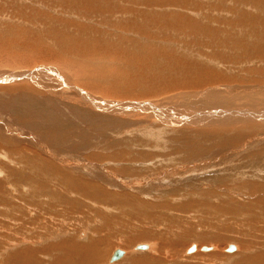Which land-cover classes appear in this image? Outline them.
Segmentation results:
<instances>
[{
    "label": "rangeland",
    "instance_id": "1",
    "mask_svg": "<svg viewBox=\"0 0 264 264\" xmlns=\"http://www.w3.org/2000/svg\"><path fill=\"white\" fill-rule=\"evenodd\" d=\"M0 63V264H264V0H0Z\"/></svg>",
    "mask_w": 264,
    "mask_h": 264
},
{
    "label": "bare ground",
    "instance_id": "2",
    "mask_svg": "<svg viewBox=\"0 0 264 264\" xmlns=\"http://www.w3.org/2000/svg\"><path fill=\"white\" fill-rule=\"evenodd\" d=\"M172 9V8H171ZM229 15V14H228ZM6 17V16H5ZM2 19V18H1ZM226 27V26H225ZM179 34V33H178ZM177 36V35H176ZM121 37V36H120ZM6 61V60H5ZM1 63H3V62H1ZM0 63V64H1ZM12 63V62H11ZM261 63V62H260ZM4 64V63H3ZM3 64H2V66H3ZM8 65V64H7ZM14 66V65H13ZM12 67V66H11ZM46 69V68H45ZM46 71H47V69H46ZM34 73V72H33ZM34 74H36V73H34ZM31 75V74H30ZM18 77V76H17ZM47 77V76H46ZM63 77V76H62ZM32 79V78H31ZM47 79H48V77H47ZM62 80H63V78H61ZM187 80V79H186ZM224 80V79H223ZM34 81H35V79H34ZM39 81V80H38ZM47 81V80H46ZM42 82V81H41ZM48 82V81H47ZM56 83H57V81H56ZM45 84H47V83H45ZM62 86H64V85H62ZM66 86H68V85H66ZM70 86V85H69ZM199 86V85H198ZM46 87H47V85H46ZM61 87V86H60ZM181 87V86H180ZM111 89V88H110ZM117 89V88H116ZM107 94H109V95H111V93H107ZM204 94V93H203ZM80 95V94H79ZM117 95V94H116ZM199 96H200V94H199ZM113 97V96H112ZM109 98V97H108ZM111 98V97H110ZM92 99V98H91ZM92 101V100H91ZM258 103V102H257ZM97 104H99L100 106H102L103 107V105H106V103H103V102H101V101H97ZM122 105H123V103H122ZM127 105V104H126ZM117 106V105H116ZM115 106V107H116ZM120 106V105H119ZM128 106V105H127ZM105 108L106 109H108V110H110V109H113L114 108V106L113 105H110V104H108V105H106L105 106ZM117 108V107H116ZM118 109V108H117ZM115 110V109H114ZM120 111V110H119ZM248 111V110H247ZM180 112V111H179ZM178 112V113H179ZM193 112V111H192ZM180 114V113H179ZM210 114V113H209ZM225 114V113H224ZM219 115V114H218ZM211 116H213V115H211ZM161 117H162V115H161ZM189 117V116H188ZM216 117H217V115H216ZM184 118V117H183ZM194 118V117H193ZM214 118H215V116H214ZM1 119V118H0ZM162 120V119H161ZM174 120V119H173ZM192 120V119H191ZM199 120V119H198ZM219 120V119H218ZM176 121V120H175ZM194 120H192V122H193ZM201 121V120H200ZM199 121V122H200ZM217 121V120H216ZM173 122V121H172ZM207 122V121H206ZM174 123V122H173ZM185 123V122H184ZM189 123V122H188ZM180 124V123H179ZM186 124V123H185ZM145 133V132H144ZM131 134V133H130ZM256 140V139H255ZM263 141V140H262ZM52 151V150H51ZM50 152V151H49ZM58 154V153H57ZM153 160V159H152ZM17 172V171H16ZM150 176V175H149ZM11 179V178H10ZM30 179V178H29ZM146 179V178H145ZM16 180V179H15ZM174 182V181H173ZM1 183V182H0ZM139 184V183H138ZM134 187V186H133ZM27 189V188H26ZM138 192V191H137ZM139 192H141V191H139ZM138 192V193H139ZM150 192V191H149ZM159 193V192H158ZM166 194V193H165ZM1 195V194H0ZM149 195V194H148ZM22 196V195H21ZM27 197V196H26ZM169 198V197H168ZM175 200V199H174ZM76 202V201H75ZM7 203V202H6ZM6 206V205H5ZM17 209V208H16ZM32 216V215H31ZM5 218V217H4ZM87 218V217H86ZM62 219V218H61ZM46 221V220H45ZM12 223V222H11ZM43 224V223H42ZM93 233V232H92ZM85 235V234H84ZM39 240V239H38ZM25 243V242H24ZM95 244V243H94ZM97 244V243H96ZM81 245V244H80ZM78 246L77 248H76V250L78 251V253H84L85 254V257H83V256H81L83 259H85L86 261H89V263L90 264H101L103 261H105L106 260V256L105 255H100V254H98V252H99V249H98V246H95V247H91L90 245L89 246H84V247H81V246ZM99 245V244H98ZM149 245V244H148ZM93 246V245H92ZM235 246V247H234ZM234 246H231L230 248H229V250L232 252V251H234L235 250V248L238 250V246H236V245H234ZM52 248H55V247H52ZM204 248V247H203ZM241 248V247H240ZM56 249H58L59 251H63L64 250V246H63V244L61 243V244H58V245H56ZM149 249H151V248H149L148 246H143V245H141V246H139V247H136L135 248V252L136 253H139V252H146V251H148ZM205 249H207V247L206 248H204V250ZM211 249V248H210ZM47 250H50V248H46V249H44L43 251H47ZM141 250V251H140ZM203 250V251H204ZM208 250V249H207ZM248 250V249H247ZM197 251V248L196 247H194V249H193V252H196ZM242 251V250H241ZM20 252H23V253H18L17 252V254H15L16 256H22V257H19L20 259H22L23 258V260H21V263L20 264H32L31 262H33L32 260L34 259V257L32 258V256H34L32 253H31V251L29 250V249H26L25 248V250L23 249V250H20ZM123 252V255H122V257H124L125 255H126V251H122ZM134 252V253H135ZM37 253V252H36ZM113 253H115V252H113ZM188 253L190 254V252L188 251ZM192 253V252H191ZM204 253V252H203ZM234 253V252H233ZM236 253V252H235ZM127 254H130L129 252L127 253ZM16 256H14L15 257V260H16ZM25 256V257H24ZM113 256V255H112ZM35 257H36V254H35ZM61 257V256H60ZM121 257V258H122ZM126 257V256H125ZM59 258V257H58ZM57 258V259H58ZM81 258V259H82ZM119 259L118 261H120V260H122V259ZM27 259H29V260H27ZM89 259V260H88ZM15 260H13L14 262H20V261H18V259L15 261ZM60 260L61 259H59V262H60ZM38 261H40V260H38ZM118 261H115V262H117L118 263ZM63 262V261H62ZM110 264H114L115 262H111V258H110ZM40 262H38L37 264H39ZM83 263V262H82ZM116 263V264H117ZM34 264H35V261H34ZM61 264V263H60ZM84 264H88V262H85Z\"/></svg>",
    "mask_w": 264,
    "mask_h": 264
},
{
    "label": "water",
    "instance_id": "3",
    "mask_svg": "<svg viewBox=\"0 0 264 264\" xmlns=\"http://www.w3.org/2000/svg\"><path fill=\"white\" fill-rule=\"evenodd\" d=\"M122 255H123V252L121 250H116L111 258V262H115L119 260L122 257Z\"/></svg>",
    "mask_w": 264,
    "mask_h": 264
}]
</instances>
